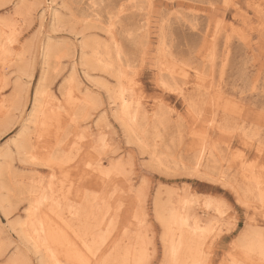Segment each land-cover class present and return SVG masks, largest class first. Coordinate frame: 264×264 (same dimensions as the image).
<instances>
[{
    "label": "rangeland",
    "instance_id": "1",
    "mask_svg": "<svg viewBox=\"0 0 264 264\" xmlns=\"http://www.w3.org/2000/svg\"><path fill=\"white\" fill-rule=\"evenodd\" d=\"M6 39L0 99L13 104L0 113V264L44 261L20 228L28 201L49 187L65 218L80 195L107 188L118 227L146 244L145 264L162 263L156 200L210 220L204 264L244 260L238 236L248 226L264 234V198L243 192L251 173L264 196V0H0V45ZM121 95L137 116L129 130ZM217 98L228 110H215ZM24 131L29 160L17 149ZM110 164L120 173L102 181Z\"/></svg>",
    "mask_w": 264,
    "mask_h": 264
},
{
    "label": "bare ground",
    "instance_id": "2",
    "mask_svg": "<svg viewBox=\"0 0 264 264\" xmlns=\"http://www.w3.org/2000/svg\"><path fill=\"white\" fill-rule=\"evenodd\" d=\"M6 40L9 41L8 39H6ZM4 42H5V40L3 41V44L1 42V45H0L1 51L0 52L5 51L8 48H10L11 42L10 41L7 43H4ZM46 52H47L48 57H50V54H51V47L50 46H47ZM82 52H83V50H82ZM95 53H96L97 59L103 58V55H106L105 53L104 54H101V53L97 54V53H99L98 51H96ZM5 54L7 55L8 53H5ZM84 55H86V54H84ZM81 57L84 59L83 56H81ZM13 58H15L14 55L10 58V60H12ZM85 60H86V58H85ZM81 61H83V60H81ZM87 61H88V59H87ZM103 64H105L104 70H107V68H109V66H110V64L108 66L107 62L103 63ZM178 68H179V70L181 69L180 67H178ZM110 69H111V67H110ZM171 72H172V70H171ZM172 74H174V73H171V75ZM176 75L186 76L187 74L184 72V70L182 68V70H180L179 73H176ZM118 76H121V75H118ZM118 76H117V78H118ZM169 78H167V79H169ZM171 78L169 81L172 80ZM163 84H165V83H163ZM166 87H167V83H166ZM42 88L43 87L41 85L39 87V89L35 91V94L33 97L32 107L34 109L33 117L35 119L38 117V115L42 111L41 96L43 94H45V92H43V94H42V90H43ZM178 88H179V86H178ZM70 95H71V93H70ZM83 98H84L83 100H80V98H79V100L76 101V102H78V104H80V105L82 104L80 107H84L85 104L88 105V98L84 97V96H83ZM120 98H121V103L119 105L120 106L119 110L121 113H120V116L118 118H120L122 124H124V126L129 130V129H132L135 122L137 123V120H136L137 116H135L136 113L134 114V112L131 109V101H132L131 98L130 97L125 98L123 95H121ZM111 99H112V97H111ZM8 101H10V102L7 104L6 103L7 101L0 99V102H1L0 113H3L6 110L9 111V109H10L9 107L12 106V104H13V97L11 99H9ZM73 102H75V101H73ZM226 102H227V100H226ZM228 102H231V101H228ZM74 104H76V103H74ZM213 104H214L213 107H215V110H222V111L228 110V108L226 107L227 104L226 103L220 104L218 98H217V100H215V102H213ZM78 107H79V105H78ZM2 121H3V119L0 120V123H2ZM137 125H136V127H137ZM17 149H18L19 153L22 154V156H24L28 160L30 158H32L34 155V154H32V151H29L28 144L26 141L25 131L22 133V135L20 137V140H19L18 145H17ZM33 151H35V150H33ZM203 152H204V149L201 150V154L199 155L198 159L195 160V162L198 165H200L201 162L203 161V157H204L202 154ZM207 152H209V151H207ZM48 156H49V154H48ZM64 156H66V155H64ZM64 156H63V158L62 157L61 158L65 160ZM35 157H36V155H35ZM54 158H56V157H53V159ZM32 160L33 159H31V161ZM61 160H60V162H61ZM57 161H58V163H57V165H58L59 160H57ZM208 161H209V159H208ZM50 162H51V159H50ZM95 163H97V162H95ZM241 163H242V161H241ZM117 164H110L107 168L100 167L101 169L99 170V173H100L99 175H101L100 177H101L102 181H106L107 179H109L110 174L120 173L118 171L119 168H118ZM41 165H43V163ZM47 167L50 168L51 166H47ZM94 167H96V166L94 165ZM198 167L200 168V166H197L196 168H198ZM196 168H194V171L190 172V174L192 176L195 175L196 177H199V176H197L198 173L196 172L197 171ZM250 168L251 167H249L248 170ZM94 170H96V169H94ZM2 171H3V166L0 165V174L2 173ZM186 172L187 171H185V173ZM244 175H246V174H244ZM249 177L250 178L247 181V183H250V185H249V187L245 186L243 189L244 190L243 192L249 193V192H253V190H254V191H256V194H255L256 197L258 199L262 200L264 198V196L262 194V187L260 185V182L258 181L257 177L252 175L251 173H250ZM52 178H53V175H52L51 179H50V176H48V180L50 179L52 181ZM252 183L254 184L253 187L251 186ZM250 186L252 187L251 189H250ZM31 189H32V187H31ZM39 189L41 190V188L38 187L37 190H39ZM48 190L51 191V188L49 187ZM48 190H47L48 193L46 192V194L44 193L43 195L41 194V196H35V198L33 199L32 202L28 201V203L30 204L29 205L30 208H27V209H28V211L30 209V211H29V215H28V212H26V213L29 216V220L26 223H22V227L20 228V230H21L20 232H21L22 236L27 238V240H31V239L35 240L34 241L35 249L38 251H41L43 253L42 255H44V258L46 259V261L43 258L44 261H41L40 264H48V263L49 264H145L144 262L147 260V259L144 260L145 259L144 258L145 249H147L145 247L146 244H144V241L142 240L140 233H137L138 231L137 232L134 231L135 233L134 232L131 233V231H130V234H129L128 233L129 231L127 229L121 230V228L118 227L119 225L117 224V221L115 220V216L113 215L114 207L112 206V200L110 198L111 196L106 191L107 188L104 191H102V193L100 195H98L97 196L98 198H96V199H94L93 197L87 198V197H83L84 195L83 196L80 195L79 196L80 203L78 205L79 207H77V209L75 207L71 208L72 206L70 204H72V203H70L69 204V211L66 209V211L69 212L67 218L64 217L63 209H60V208L57 209V205H56L57 199L55 198L54 195H52V193L50 194ZM29 193H31V192H29ZM62 195H64V194H62ZM62 195H61V197H62ZM243 198H244V196H243ZM178 202H180V201H178ZM184 202H185V200H184ZM62 205L63 204H61V206ZM183 207L180 206V204H178V205L176 204L174 206H170V207L165 208L157 200L154 203L153 212L156 213V215H155L156 217H154V218H157L158 222L162 226V234L160 236L161 245H162V263L161 264H204L203 262L206 260L207 255H204V252H203L204 251V241L203 240H205L204 237L206 235H204L203 232L206 231V228L208 227L210 220L208 221L209 223L207 222L206 224L201 225V223H200L201 220L198 218H195V217H191L190 214H188L187 210H184ZM115 209H116V207H115ZM3 214L8 216L9 212L3 211ZM70 214L72 215V217L70 216ZM115 214H116V212H115ZM23 222H25V220ZM221 231H223V230H221ZM225 231H226V229H225ZM228 232H230V231H228ZM223 233H225V232H223ZM131 234L132 235L135 234V235L131 236ZM238 237H239V239H236V240L239 243L237 242V244L239 245L240 249L244 253L245 258L242 261H239L238 259H233L228 264H264V234L262 232H259L257 229H252L251 227L249 228V226H248V228L245 229L243 234L241 236H238ZM143 239H144V237H143ZM11 264H13V263H11Z\"/></svg>",
    "mask_w": 264,
    "mask_h": 264
}]
</instances>
